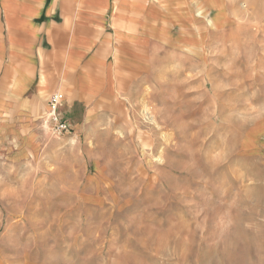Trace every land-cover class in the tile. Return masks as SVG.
<instances>
[{"label":"rangeland","instance_id":"rangeland-1","mask_svg":"<svg viewBox=\"0 0 264 264\" xmlns=\"http://www.w3.org/2000/svg\"><path fill=\"white\" fill-rule=\"evenodd\" d=\"M143 1L127 96L0 119V264H264V0Z\"/></svg>","mask_w":264,"mask_h":264},{"label":"crops","instance_id":"crops-1","mask_svg":"<svg viewBox=\"0 0 264 264\" xmlns=\"http://www.w3.org/2000/svg\"><path fill=\"white\" fill-rule=\"evenodd\" d=\"M155 7L143 0H0V119L28 122L61 93V119L84 107L80 121L87 122L100 99L127 96L158 51Z\"/></svg>","mask_w":264,"mask_h":264},{"label":"built area","instance_id":"built-area-1","mask_svg":"<svg viewBox=\"0 0 264 264\" xmlns=\"http://www.w3.org/2000/svg\"><path fill=\"white\" fill-rule=\"evenodd\" d=\"M63 103V96L61 93H53L49 96L47 101V111L44 115L46 123L51 130L56 134H63L69 130L68 125L62 122L59 114V109Z\"/></svg>","mask_w":264,"mask_h":264},{"label":"bare ground","instance_id":"bare-ground-1","mask_svg":"<svg viewBox=\"0 0 264 264\" xmlns=\"http://www.w3.org/2000/svg\"><path fill=\"white\" fill-rule=\"evenodd\" d=\"M145 98V97H144ZM138 112V111H137Z\"/></svg>","mask_w":264,"mask_h":264}]
</instances>
